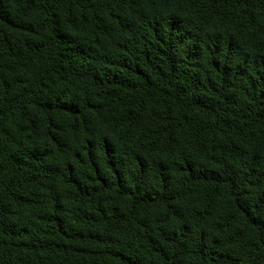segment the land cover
I'll use <instances>...</instances> for the list:
<instances>
[{
	"label": "trees",
	"instance_id": "obj_1",
	"mask_svg": "<svg viewBox=\"0 0 264 264\" xmlns=\"http://www.w3.org/2000/svg\"><path fill=\"white\" fill-rule=\"evenodd\" d=\"M0 264H264V0H0Z\"/></svg>",
	"mask_w": 264,
	"mask_h": 264
}]
</instances>
